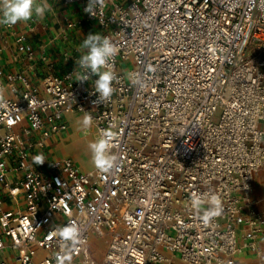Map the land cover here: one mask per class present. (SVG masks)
I'll list each match as a JSON object with an SVG mask.
<instances>
[{
	"label": "built area",
	"instance_id": "2783aa9c",
	"mask_svg": "<svg viewBox=\"0 0 264 264\" xmlns=\"http://www.w3.org/2000/svg\"><path fill=\"white\" fill-rule=\"evenodd\" d=\"M58 1L82 8L68 29L93 23L118 46V80L99 102L98 77L79 82L72 52L69 70L40 85L0 71V264H241L245 251L264 264V213L253 198L264 174V0H97L92 13L89 0ZM17 45L36 58L25 36ZM86 112L98 140L113 134L115 167L33 162L68 131V114ZM193 192L218 196L224 212L205 221L209 205L194 208ZM70 222L78 243L50 238Z\"/></svg>",
	"mask_w": 264,
	"mask_h": 264
},
{
	"label": "crops",
	"instance_id": "0c3cea01",
	"mask_svg": "<svg viewBox=\"0 0 264 264\" xmlns=\"http://www.w3.org/2000/svg\"><path fill=\"white\" fill-rule=\"evenodd\" d=\"M47 2L51 5V9L47 10L42 18L34 16L28 22H18L12 29L0 26V71H3L4 75L23 72L34 84L40 85L46 76L62 75L68 71L71 64L65 61L64 54L72 52L80 57L83 51L80 47L83 39L89 34H96L98 27L93 23L85 22L74 29L67 28V21L75 22L84 17L79 4H65L58 0H47ZM21 35L25 36L27 43L35 50L36 58L33 61L27 59L26 54L19 51L17 37ZM43 52L49 56V61L46 63L40 60V55ZM50 64L54 65V69L50 68ZM7 95L14 97L9 91H7ZM83 117L79 114H68L66 116L69 125L68 131L50 139L47 151L35 153L33 157L42 154L45 163L71 158L83 172L96 170L93 163L84 165L81 158H78V155L84 152L77 153L82 143L76 148L69 147L72 140H84L82 133L86 129L91 132L95 128L96 135L91 134L89 138L98 140L96 127L91 124L90 127L85 128L82 123ZM255 194L256 189L253 198L260 210V204L263 203L264 197L257 200ZM237 258L241 264H260V259L250 251H245ZM262 260L264 262V258Z\"/></svg>",
	"mask_w": 264,
	"mask_h": 264
},
{
	"label": "clouds",
	"instance_id": "9594fccd",
	"mask_svg": "<svg viewBox=\"0 0 264 264\" xmlns=\"http://www.w3.org/2000/svg\"><path fill=\"white\" fill-rule=\"evenodd\" d=\"M97 0H89L85 11L93 12V6ZM102 3V0H99ZM51 5L47 0H0V26L11 27L18 22H28L33 17L42 18ZM82 55L76 61V65L83 70L77 74L78 81L84 83L90 80V74L97 76L94 82V93H98L99 102L103 103L111 99L115 89L113 82L118 80L114 72V60L119 54L118 46L108 36L99 33L89 34L81 43ZM132 82L138 83L136 79ZM0 88V98L3 95ZM83 126L88 128L92 124V116L86 112L83 117ZM113 134L106 132L104 137L90 143L89 148L92 152V163L101 172H108L116 165V156L109 154L108 138ZM33 162L42 165L45 158L42 154L33 157ZM208 203L209 207L203 212V219L209 221L213 217H219L224 208L218 196L214 194H191L192 206L200 209L202 203ZM58 234L64 245L68 242L76 244L80 241V228L75 222H70L61 227L55 228L50 234ZM60 264H63V257H60Z\"/></svg>",
	"mask_w": 264,
	"mask_h": 264
},
{
	"label": "rangeland",
	"instance_id": "374dc122",
	"mask_svg": "<svg viewBox=\"0 0 264 264\" xmlns=\"http://www.w3.org/2000/svg\"><path fill=\"white\" fill-rule=\"evenodd\" d=\"M96 33L101 34L99 27H98V30H96ZM257 54H258L257 51L253 50V48H250L246 57L248 59H252ZM131 66L132 64L130 61H121V67L123 68L124 72H128ZM258 127L260 130L264 131V121L259 122ZM82 134L84 136V140L82 141L72 140L69 144V147L76 148L79 144L82 143V146L78 148L77 153L80 151H84V152H81L78 155L79 156L78 158H81V160L85 163L84 165L86 164L92 165L91 164L92 163V152L89 148V144L95 142L96 140L89 138V136L91 135V132L89 131V129H86ZM255 189H256L255 198L257 200H261L264 197V174L263 172H261L256 179ZM260 211L264 213V203L260 204ZM93 241L94 243H96V246L99 248L101 253H104V251L106 250V246H107L104 240H98L96 238H93Z\"/></svg>",
	"mask_w": 264,
	"mask_h": 264
},
{
	"label": "bare ground",
	"instance_id": "6f19581e",
	"mask_svg": "<svg viewBox=\"0 0 264 264\" xmlns=\"http://www.w3.org/2000/svg\"><path fill=\"white\" fill-rule=\"evenodd\" d=\"M91 134H94V135H96L95 128H94V131H91Z\"/></svg>",
	"mask_w": 264,
	"mask_h": 264
}]
</instances>
